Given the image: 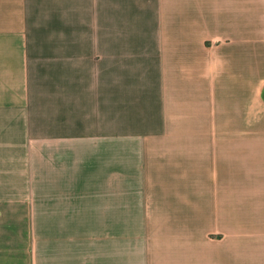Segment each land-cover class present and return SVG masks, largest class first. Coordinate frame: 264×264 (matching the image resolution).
Returning <instances> with one entry per match:
<instances>
[{"label": "crops", "instance_id": "crops-1", "mask_svg": "<svg viewBox=\"0 0 264 264\" xmlns=\"http://www.w3.org/2000/svg\"><path fill=\"white\" fill-rule=\"evenodd\" d=\"M0 264H264V0H0Z\"/></svg>", "mask_w": 264, "mask_h": 264}]
</instances>
